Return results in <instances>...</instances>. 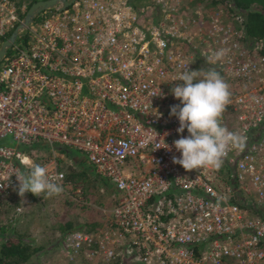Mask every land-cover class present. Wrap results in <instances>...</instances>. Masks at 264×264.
Instances as JSON below:
<instances>
[{"label": "built area", "instance_id": "1", "mask_svg": "<svg viewBox=\"0 0 264 264\" xmlns=\"http://www.w3.org/2000/svg\"><path fill=\"white\" fill-rule=\"evenodd\" d=\"M134 2L43 10L0 60V206L30 161L80 201L61 163L81 161L114 197L98 230L63 235L67 264H264L263 43L244 36L239 14ZM25 11L0 0V36ZM185 65L215 68L230 86L222 123L246 147L218 171L172 163L188 135L170 116ZM160 136L171 151L156 149Z\"/></svg>", "mask_w": 264, "mask_h": 264}, {"label": "clouds", "instance_id": "2", "mask_svg": "<svg viewBox=\"0 0 264 264\" xmlns=\"http://www.w3.org/2000/svg\"><path fill=\"white\" fill-rule=\"evenodd\" d=\"M225 55L224 49L216 51L212 62L221 61ZM188 65H185L178 77L181 83L175 84L171 89V94L180 103L171 107L170 116H175L179 121L178 134L183 133L185 129L188 133L186 137L173 142V147L180 153V157H173L172 163L180 165L187 172L203 168L218 171L230 149H245L246 138L229 131L222 123L223 114L231 103L228 83L215 68L188 70ZM166 135L167 133L164 134ZM157 136L155 132V141ZM164 136H160L159 142L155 143L156 149L171 151L164 141ZM15 176L21 197L30 192L36 197L43 194L45 198H50L60 195L63 191L60 184L52 182L49 178L47 169L35 162L30 161V171L27 174L18 172Z\"/></svg>", "mask_w": 264, "mask_h": 264}, {"label": "rangeland", "instance_id": "3", "mask_svg": "<svg viewBox=\"0 0 264 264\" xmlns=\"http://www.w3.org/2000/svg\"><path fill=\"white\" fill-rule=\"evenodd\" d=\"M181 3L192 10L202 9L207 15L215 11L243 15L242 11L233 10L232 4L223 0L214 4L208 0H182ZM171 100L175 105L180 103L175 98ZM1 143L13 145L7 138ZM69 155L78 158L74 153ZM61 165L65 174L74 177L69 180L70 183L80 188V201L72 195V189L50 198H45L43 194L36 197L30 192L23 197L17 194L0 206V229H4L5 236L23 235L34 247H39L28 264H67L62 246L63 235L76 230H98L111 206L113 186L105 178H97L86 164H73L66 160ZM65 224L69 228H65Z\"/></svg>", "mask_w": 264, "mask_h": 264}, {"label": "trees", "instance_id": "4", "mask_svg": "<svg viewBox=\"0 0 264 264\" xmlns=\"http://www.w3.org/2000/svg\"><path fill=\"white\" fill-rule=\"evenodd\" d=\"M17 5H25V10L37 0H11ZM212 4L217 0H208ZM143 3L145 0H136L134 3ZM222 2V0H220ZM223 2H230L232 8L243 12V33L250 40H261L263 43L262 53H264V0H223ZM232 10L231 8H229ZM11 30L6 31L0 36V42L3 41ZM61 151H64L61 149ZM65 154L68 152L64 151ZM78 164H85L79 162ZM87 165V164H86ZM73 180L74 177H69ZM69 228L68 224L64 225ZM0 264H28L31 258L37 253L39 247H34L23 235L12 234L6 235L4 229H0ZM87 231V230H86ZM91 231V230H90ZM93 231V230H92ZM95 231V230H94Z\"/></svg>", "mask_w": 264, "mask_h": 264}, {"label": "water", "instance_id": "5", "mask_svg": "<svg viewBox=\"0 0 264 264\" xmlns=\"http://www.w3.org/2000/svg\"><path fill=\"white\" fill-rule=\"evenodd\" d=\"M76 0H37L25 11L22 20L11 30L10 34L0 42V60L14 41L22 36L27 26L34 21L36 15L46 9H63Z\"/></svg>", "mask_w": 264, "mask_h": 264}]
</instances>
